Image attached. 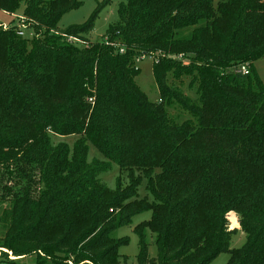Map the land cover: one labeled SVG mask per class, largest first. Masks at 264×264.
Listing matches in <instances>:
<instances>
[{
    "label": "trees",
    "instance_id": "16d2710c",
    "mask_svg": "<svg viewBox=\"0 0 264 264\" xmlns=\"http://www.w3.org/2000/svg\"><path fill=\"white\" fill-rule=\"evenodd\" d=\"M21 2L0 0V9L15 13ZM110 2L58 33L82 1L25 0L32 38L0 28V204H10L0 264L9 254L122 264L129 240L113 232L149 210L134 228L137 264H211L222 253L226 264H264V83L254 67L264 58V0H128L103 41L68 40H83ZM142 55L155 58L157 102L136 82ZM170 74L191 77L196 98ZM172 106L188 117L172 119ZM114 165L127 182L111 188L101 176ZM231 212L246 235L237 248Z\"/></svg>",
    "mask_w": 264,
    "mask_h": 264
},
{
    "label": "rangeland",
    "instance_id": "374dc122",
    "mask_svg": "<svg viewBox=\"0 0 264 264\" xmlns=\"http://www.w3.org/2000/svg\"><path fill=\"white\" fill-rule=\"evenodd\" d=\"M82 5L79 8L72 9L65 13L58 25V33L66 30L67 27L73 25H82L84 24L89 17L92 15L94 10L96 9L99 2L102 0H81ZM128 0H111L110 4L102 9L97 17L95 24L91 31L85 35V38L82 40V45H87L89 43L101 42L104 40L110 25L114 24L118 19V9L121 3H125ZM25 9V0H22L20 8L15 13H8L0 9V28H9L16 27L18 28L22 25L21 16L23 15ZM28 25V24H26ZM25 33L27 38H32L34 31L31 28H25ZM153 57L150 55H146L144 59H142L139 63L137 62V66L140 68V73L136 77V82L139 87L148 95L149 99L153 102H157L160 100V93L157 87V84L153 75ZM254 67L257 71V74L261 78L264 83V58L258 59L254 62ZM169 82L173 84L181 85V88L185 95H189L191 98H196L197 93V85L194 87H189L191 77H184L182 82L175 81L173 76L169 75ZM169 113L171 118L175 119L177 122L184 121L188 116L184 114L178 107L172 106L169 108ZM55 142L58 139L54 140ZM74 138H68V142L73 143ZM91 158H99L101 156L95 149H91L90 151ZM125 175V174H124ZM119 172V168L117 166H113L111 170L104 173L101 176L103 182H105L109 187L116 188L117 186V178L120 177L123 179V182H127V178ZM125 185V184H124ZM139 193L142 197L147 194L146 190V180L144 179L139 188ZM10 207L9 203L0 204V219L3 217L4 211ZM152 217L151 210L139 213L135 215L132 219V223L130 225H126L120 227L119 229L113 232V237L115 238H128L129 242L127 245H124L120 248V253L125 256L126 261L121 259L122 264H137V254L139 251L138 247V236L134 232V228L137 225L147 223ZM230 217V228H235L238 226V215L234 212L229 214ZM6 226L2 221H0V238H3L6 234ZM149 239V253L151 257L157 256V246L155 242L154 235L151 233L148 234ZM246 240V235L243 231L238 229V232L233 235L231 245L233 248H237L243 245ZM1 253V250H0ZM43 257V256H42ZM230 255L228 253H222L218 256L211 264H226ZM8 259L11 261L8 264H37V256L36 255H27L22 257H14L9 254ZM71 264H76L73 261H70ZM45 264H53L51 259H47ZM84 264V263H78Z\"/></svg>",
    "mask_w": 264,
    "mask_h": 264
},
{
    "label": "built area",
    "instance_id": "2783aa9c",
    "mask_svg": "<svg viewBox=\"0 0 264 264\" xmlns=\"http://www.w3.org/2000/svg\"><path fill=\"white\" fill-rule=\"evenodd\" d=\"M21 19L23 20V18L21 17ZM28 25H26V22H24V20L22 21V25H20L18 28H17V33L20 35V36H26V33H25V28H27ZM6 28V27H5ZM8 28V27H7ZM70 42H74V43H80L82 42V40H80L79 38H76V37H70L68 39ZM120 52L121 53H124V48H121L120 49ZM146 57V55H142V56H139L136 58V64L137 62L139 63L142 59H144ZM153 57V56H152ZM173 58H183V55L180 54L178 56L174 55L172 56ZM155 58L153 57V60ZM236 71L239 72V73H243V74H249V66L248 64H241L238 66V68H236ZM91 103H93V99H90L89 100ZM69 264H71L69 262Z\"/></svg>",
    "mask_w": 264,
    "mask_h": 264
},
{
    "label": "crops",
    "instance_id": "0c3cea01",
    "mask_svg": "<svg viewBox=\"0 0 264 264\" xmlns=\"http://www.w3.org/2000/svg\"><path fill=\"white\" fill-rule=\"evenodd\" d=\"M230 225H231V223H230ZM235 228H237V229L240 228V225H239V219H238V226H236ZM235 228L231 227V229H235Z\"/></svg>",
    "mask_w": 264,
    "mask_h": 264
}]
</instances>
